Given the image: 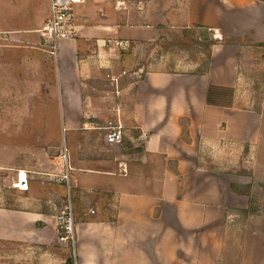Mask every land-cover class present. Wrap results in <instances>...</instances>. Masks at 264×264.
Instances as JSON below:
<instances>
[{
    "label": "crops",
    "instance_id": "obj_1",
    "mask_svg": "<svg viewBox=\"0 0 264 264\" xmlns=\"http://www.w3.org/2000/svg\"><path fill=\"white\" fill-rule=\"evenodd\" d=\"M131 4L83 0L73 8L75 37L61 42L64 131L83 143L94 138L95 118H104L103 93L121 83L125 54L168 25L264 43V0H172L166 15L148 0ZM49 8L50 0H0L1 40L26 50V60L35 44L48 55L39 30ZM227 50L215 49L203 75L146 74L131 111L114 108L124 141L140 146L136 161L120 163L126 174L117 161L128 154L97 158L92 167L68 161L76 194L92 207L77 213L74 246L60 242L58 217L45 205L0 206V264H264V212L250 208L264 203V194L256 197L264 192V165L250 163L264 156V114L233 107L239 68ZM240 215L246 218L234 229Z\"/></svg>",
    "mask_w": 264,
    "mask_h": 264
},
{
    "label": "rangeland",
    "instance_id": "obj_2",
    "mask_svg": "<svg viewBox=\"0 0 264 264\" xmlns=\"http://www.w3.org/2000/svg\"><path fill=\"white\" fill-rule=\"evenodd\" d=\"M137 1L132 0L134 4L131 6L134 7ZM148 1L151 4L149 9L154 8L153 11L160 5L165 15L171 11L172 0ZM167 27L158 39L137 45L134 51L130 49V53L125 54L121 83L116 85L113 82L114 88H109L113 93H103L106 109L101 117L104 118H95L98 129L92 131L94 138L84 141L86 143L76 139V133L64 131L69 108L60 98L59 60L48 57L49 54L42 52V46L38 44L32 46L34 49L29 50L32 53L28 54L30 59L26 60V50H20L16 44L0 38V206L23 207L33 202L32 205H45L52 215L58 216L70 201L75 219H78L77 213L81 209H92L76 194L72 174L69 190L58 181L65 168L62 158L64 147L68 148V161L73 167L81 160H86L88 167H92V162L97 158L109 162L116 159V154L129 155L118 160V164L125 161L133 163L136 161L133 155L137 154L135 152L140 146L134 148L124 141L118 150L105 142L102 128L111 121L114 113L116 115L114 108L118 110L121 107L125 115L131 111L137 83L148 73L188 75L209 69L211 54L215 49L221 51L229 47L237 56L239 81L233 90V107L258 110L264 114V43L248 39H223L218 32L206 27ZM129 84L132 85L131 92H122ZM122 125L125 130L124 123ZM262 130L264 132V124ZM102 140L105 142L103 145ZM82 143L86 149L84 154L81 152ZM262 160L264 156L259 154V163L256 159H251L250 163L261 167L264 165ZM21 170L27 171L29 176L27 192L13 188ZM257 193L256 197L262 200L263 190H257ZM257 203L254 201L250 208L261 217L264 203ZM243 217L240 215L237 220L233 219L234 229H240L241 222L236 221H242Z\"/></svg>",
    "mask_w": 264,
    "mask_h": 264
},
{
    "label": "built area",
    "instance_id": "obj_3",
    "mask_svg": "<svg viewBox=\"0 0 264 264\" xmlns=\"http://www.w3.org/2000/svg\"><path fill=\"white\" fill-rule=\"evenodd\" d=\"M83 0H50V8L48 19L44 27L39 30L41 38L44 40L43 47L45 52L52 58L59 59L61 42L73 39L76 35L75 26L73 24V8L76 4L82 3ZM114 82V81H113ZM116 82V81H115ZM117 85V83H116ZM105 132V142L109 146H117L123 144L125 139V130L122 125L120 113L117 112L116 117L102 128ZM69 151L66 147L62 152V158L65 168L58 177V181L67 186L69 190L71 168L68 165ZM122 167V165H121ZM124 174L127 167H122ZM24 179H22L23 177ZM13 188L21 192L29 190L28 173L19 171L17 180L13 183ZM91 214H94L91 211ZM59 221V240L63 244L70 242L72 246L75 244L76 219L74 218L71 202L58 213Z\"/></svg>",
    "mask_w": 264,
    "mask_h": 264
},
{
    "label": "trees",
    "instance_id": "obj_4",
    "mask_svg": "<svg viewBox=\"0 0 264 264\" xmlns=\"http://www.w3.org/2000/svg\"><path fill=\"white\" fill-rule=\"evenodd\" d=\"M194 28H203V27H194ZM208 30H210V29H208ZM210 53H211V52H210ZM207 71H208V69L205 70V71L196 72V74H197V75H203V74L207 73ZM257 111H258V110H257Z\"/></svg>",
    "mask_w": 264,
    "mask_h": 264
},
{
    "label": "bare ground",
    "instance_id": "obj_5",
    "mask_svg": "<svg viewBox=\"0 0 264 264\" xmlns=\"http://www.w3.org/2000/svg\"><path fill=\"white\" fill-rule=\"evenodd\" d=\"M22 177H23V175H22ZM22 179H24V177Z\"/></svg>",
    "mask_w": 264,
    "mask_h": 264
}]
</instances>
